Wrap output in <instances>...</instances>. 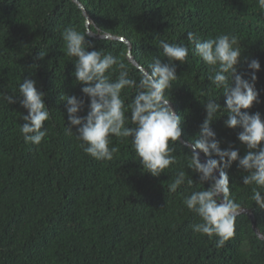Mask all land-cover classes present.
Segmentation results:
<instances>
[{
	"label": "trees",
	"instance_id": "16d2710c",
	"mask_svg": "<svg viewBox=\"0 0 264 264\" xmlns=\"http://www.w3.org/2000/svg\"><path fill=\"white\" fill-rule=\"evenodd\" d=\"M80 1L91 16L89 26L74 0H0V264H264V239L248 214L236 216L234 235L218 247L215 234L193 231L202 221L184 204L187 196L212 184L188 166L189 144L207 117L209 101L219 105L210 127L221 149L238 150L241 158L254 151L238 139L241 126H226L225 87L210 79L218 66L195 53L188 33L201 41L221 34L238 37L237 72L251 81L255 71L259 93L258 102L242 111L264 118V9L258 0ZM69 26L125 37L134 59L149 72L156 58L168 62L161 40L188 48L185 61L174 62L177 77L166 91L180 116L182 134L169 143L175 162L159 176L139 162L131 137H110V146L117 149L111 160H97L84 151L61 98L83 100L81 117L90 111L91 98L82 91L86 85L74 75L76 57L64 53L62 32ZM86 40L89 51L113 55L139 84L141 72L129 59L128 43L91 35ZM41 50L47 53L43 58ZM251 59L260 61L258 71L248 67ZM120 71L118 63L106 75L115 81ZM25 78L37 82L50 112L47 135L39 145L25 142L20 130L27 114L19 91ZM138 91L133 86L121 92L129 127H135L130 106ZM198 150L206 161L220 159L214 151L209 156ZM223 170L229 176L227 198L252 210L264 235V208L253 199L254 190L264 197V188L244 184L250 173L239 160ZM179 172L184 182L171 191Z\"/></svg>",
	"mask_w": 264,
	"mask_h": 264
},
{
	"label": "clouds",
	"instance_id": "9594fccd",
	"mask_svg": "<svg viewBox=\"0 0 264 264\" xmlns=\"http://www.w3.org/2000/svg\"><path fill=\"white\" fill-rule=\"evenodd\" d=\"M258 4L264 9V0H258ZM91 34L90 31L82 33L71 26L62 32L64 53L69 57H76L74 75L77 81L86 85L82 91L91 98L90 111L86 117H81L78 113L84 101L75 95L61 97L67 101L69 123L76 127L79 139L86 145L84 151L97 160L113 158L117 149L110 146L111 136L131 137L135 152L140 158L139 162L148 172L159 176L175 162V157L171 155L174 149L169 147V143L177 142L182 134L180 116L170 106L166 91L172 87V82L177 77L174 62L183 63L188 55V48L161 40L160 47L168 62L156 58L150 72L141 68V79L137 84L129 78L128 72L123 70L125 65L118 62L116 57L99 50L89 51L91 44L86 37ZM188 39L194 43L195 53L205 63L218 66L215 75L210 79L217 87H225L224 95L229 111L225 124L230 128L241 126L243 131L239 133L238 139L254 150L241 158L238 150L221 149L219 141L215 139L216 133L210 127L219 105L215 101H209L206 104L207 117L194 142L189 145L192 158L188 166L200 173L201 181L211 180L212 184L207 190L196 191L187 196L184 204L201 218L202 222L192 226L193 231L208 236L215 234L219 237V247L234 235L235 218L240 208L239 204L227 198L229 176L223 169L233 161L239 160V166L250 173L244 176V184L255 183L264 188V147L261 146L264 142V118L259 112L249 114L242 111L258 102L259 93L254 83L257 79L255 71L251 81L237 72L241 60V50L237 47L238 37L221 34L201 41L194 33L189 32ZM45 55L47 53L41 50L39 57L43 58ZM118 63L122 71L118 78L112 81L106 73ZM248 67L258 71L261 68L260 61L251 59ZM229 78L232 80L230 85ZM36 84L37 82L30 78H25L20 84L19 91L23 97L21 104L27 109V114L22 117L24 123L20 130L25 142L39 145L47 135L45 121L49 119L50 112L44 101L45 93L39 90ZM133 86L139 91L130 106L131 122L135 127H129L126 126L121 92L124 88ZM5 99L9 103L15 102L13 96H5ZM196 149L209 156L214 151L220 159H209L204 163ZM218 168L219 177L215 175ZM184 179V173L179 172L169 186L170 190L175 191ZM253 199L260 208H264V197L260 191L254 190Z\"/></svg>",
	"mask_w": 264,
	"mask_h": 264
},
{
	"label": "water",
	"instance_id": "95a60500",
	"mask_svg": "<svg viewBox=\"0 0 264 264\" xmlns=\"http://www.w3.org/2000/svg\"><path fill=\"white\" fill-rule=\"evenodd\" d=\"M78 5L79 7L83 10V12L85 13L86 15V18H87V24L88 26L92 23V20H91V16L88 14L87 10H86V7L85 5L80 1V0H74ZM88 31H90L92 34L91 36L93 37H96V38H115V39H119V40H123L125 41L126 43L129 44V53H128V56H129V59L130 61L135 64L139 69L143 68L144 70H146L142 65H140L135 59H134V56L132 54V46H131V43L129 40H127L126 38L124 37H121V36H115L111 33H95L93 32L90 28L88 29ZM147 71V70H146ZM170 106L173 108L172 104L170 103ZM174 109V108H173ZM185 142V141H184ZM186 144H188L187 142H185ZM190 145V144H189ZM196 151L199 153V156L203 159L204 163H206V158L205 156L198 150L196 149ZM215 173L217 174V177H219V174H220V171L219 170H216ZM222 196V194H221ZM222 198V197H221ZM248 214L252 220V226H253V229L255 230V232L261 237L264 239V235L261 233V231L259 230V228L257 227V223H256V218H255V215H254V212L248 208H244V207H241L238 209V214L237 215H240V214Z\"/></svg>",
	"mask_w": 264,
	"mask_h": 264
}]
</instances>
